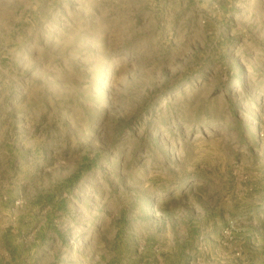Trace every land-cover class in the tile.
<instances>
[{
  "label": "rangeland",
  "instance_id": "374dc122",
  "mask_svg": "<svg viewBox=\"0 0 264 264\" xmlns=\"http://www.w3.org/2000/svg\"><path fill=\"white\" fill-rule=\"evenodd\" d=\"M0 264H264V0H0Z\"/></svg>",
  "mask_w": 264,
  "mask_h": 264
}]
</instances>
